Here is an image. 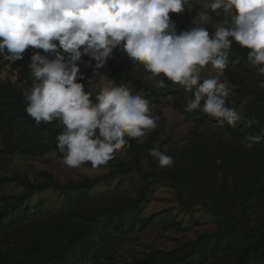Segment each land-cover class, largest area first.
Returning a JSON list of instances; mask_svg holds the SVG:
<instances>
[{
	"label": "rangeland",
	"instance_id": "1",
	"mask_svg": "<svg viewBox=\"0 0 264 264\" xmlns=\"http://www.w3.org/2000/svg\"><path fill=\"white\" fill-rule=\"evenodd\" d=\"M196 7L193 3L191 10L185 6L183 13L171 14L178 32L194 27ZM210 15L205 25L210 35L218 26H229L223 14ZM248 51L233 41L227 67L219 73L231 88L226 106L241 116L234 126L217 123L199 108L188 111L192 93L162 74L153 75L122 48L114 49L113 59L98 70L101 75H94L95 61L82 57L83 79L77 82L93 103L102 88L124 86L133 95L143 92L155 120L143 142L133 139L137 160L125 137V146L98 168L89 162L77 168L62 163L56 148L61 121L37 125L23 111L20 95L25 98L34 83L32 55L26 50L15 62L0 54V178L63 186L96 181L80 193L42 190L16 207L15 197L25 188L0 185V227L7 239L0 264H56L72 247L76 250L67 263L77 264L89 239L96 264H133L153 254L159 257L149 264H234L258 240L264 263V147L249 149L242 143L249 122L264 115V104L257 101L264 94L258 86L264 77L248 63ZM199 75L202 83L217 71L209 64ZM160 80L163 88L156 87ZM153 148L171 156L174 165L159 167L149 155Z\"/></svg>",
	"mask_w": 264,
	"mask_h": 264
},
{
	"label": "clouds",
	"instance_id": "2",
	"mask_svg": "<svg viewBox=\"0 0 264 264\" xmlns=\"http://www.w3.org/2000/svg\"><path fill=\"white\" fill-rule=\"evenodd\" d=\"M193 3L194 27L178 32L171 14L183 13L185 6L191 10ZM210 13L223 14L229 26H218L210 35L205 27ZM233 41L249 50L248 63L264 77V0H0V54L16 62L29 48L43 51L31 57L34 83L25 95L26 112L37 125L61 121L56 148L70 168L85 162L93 168L105 165L125 146V137L143 142L145 130L155 127L143 92L104 87L93 103L77 82L83 79L82 57L95 61L94 75H101L98 70L114 49L122 48L153 75L162 74L192 93L188 111L199 108L217 123L234 126L241 116L226 106L231 88L219 78ZM209 64L217 76L201 83L199 70ZM164 86L163 80L156 84ZM258 86L264 89V80ZM260 139L249 136L242 143L251 149ZM149 155L161 168L174 165L159 148Z\"/></svg>",
	"mask_w": 264,
	"mask_h": 264
},
{
	"label": "trees",
	"instance_id": "3",
	"mask_svg": "<svg viewBox=\"0 0 264 264\" xmlns=\"http://www.w3.org/2000/svg\"><path fill=\"white\" fill-rule=\"evenodd\" d=\"M21 101L23 102V111L26 112L27 108V102L26 99L20 95ZM257 101L261 102L264 104V94L260 95L257 98ZM251 126L247 128L246 132V137L252 136V137H261L260 141L256 143V146H263L264 147V115L260 117L259 119H253L251 120ZM61 134L60 132L56 131V135L58 136ZM129 146H130V151L132 155L134 156V159L137 160L136 158V153H137V148L134 140L132 138H129ZM96 181L95 180H87L79 183H73L69 184L67 186L59 185L54 182H49V183H42L39 185H33L31 183H27L19 178H0V185L2 184H8V183H18L19 185H22L25 188V193H23L20 196L15 197V205L13 207L19 206L22 203L28 201L31 199V197L42 190H47V189H54V190H63L67 191L69 194L72 192H83L88 190ZM1 216V215H0ZM98 226L95 227L97 232ZM2 231V227H0V237L2 238L0 241V259L3 257L5 254V249H6V244H7V239L4 238ZM83 237H81L80 240H82ZM79 240V241H80ZM261 240H258L257 242L249 245V247L243 252V254L236 260L234 264H262L263 261H261V258L258 257L259 251L261 249ZM93 243L92 240H88L85 246H88L86 250H80V261L77 264H96L98 257L95 251H91L93 248ZM75 247L69 248L66 252L61 253V257L58 260L60 263L56 264H63L64 262L66 264H71L67 263L69 259L72 260V256H70V253H74ZM162 255V254H160ZM159 255L158 254H153L152 256L147 257L145 260H139L135 261L133 264H149L150 261L155 259V257ZM55 264L54 262H48V261H42L38 264ZM264 264V263H263Z\"/></svg>",
	"mask_w": 264,
	"mask_h": 264
},
{
	"label": "built area",
	"instance_id": "4",
	"mask_svg": "<svg viewBox=\"0 0 264 264\" xmlns=\"http://www.w3.org/2000/svg\"><path fill=\"white\" fill-rule=\"evenodd\" d=\"M28 51H29V53H30L31 55H34V53H35V51H34L33 48H29ZM109 59H113V54L111 55V57H110Z\"/></svg>",
	"mask_w": 264,
	"mask_h": 264
}]
</instances>
